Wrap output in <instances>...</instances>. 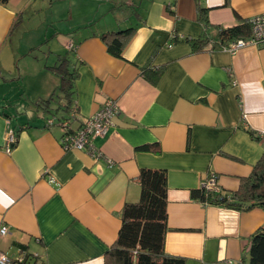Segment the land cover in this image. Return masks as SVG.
<instances>
[{
  "label": "crops",
  "instance_id": "crops-1",
  "mask_svg": "<svg viewBox=\"0 0 264 264\" xmlns=\"http://www.w3.org/2000/svg\"><path fill=\"white\" fill-rule=\"evenodd\" d=\"M200 4L210 38L264 12V0ZM24 24L35 27L30 49L46 43V61L67 57L76 72L72 129L116 100L107 134L93 140L98 158L64 149L61 127L46 125L70 117L57 103L37 106L60 84L51 65L37 67L31 87L13 70L12 40ZM128 27L136 30L122 58L112 56L99 35ZM203 33L194 0L0 1V224L8 228L0 244L14 249L8 255L22 246L36 264H104L124 204L139 199V170L150 168L167 174V254L184 264H248L264 208L202 203L191 191L211 172L218 189L236 191L264 153V45L228 52L209 41L196 50L190 39ZM144 68L162 70L152 82ZM9 130L17 141L6 152ZM155 143L159 153L137 149Z\"/></svg>",
  "mask_w": 264,
  "mask_h": 264
},
{
  "label": "trees",
  "instance_id": "trees-1",
  "mask_svg": "<svg viewBox=\"0 0 264 264\" xmlns=\"http://www.w3.org/2000/svg\"><path fill=\"white\" fill-rule=\"evenodd\" d=\"M6 3L7 0H0ZM228 4V0H225ZM197 19L203 25L202 37L191 38L190 42L196 50H200L210 41L212 49H221L230 41L247 38L251 34L249 18L240 19L239 23L229 27H216L213 38L207 35L209 21L208 9L194 0ZM135 27H128L118 31H108L99 35L109 54L122 58V53L135 33ZM67 57L58 59L57 63L47 66L60 78L58 92L53 91L47 99H42L37 106L48 109L50 102L57 97V104L61 111H69L75 90L76 72L70 68ZM161 68L150 72L144 68V75L155 82L161 73ZM252 134V133H251ZM138 150L159 153L157 143L145 144ZM140 196L136 202H126L121 212V225L117 238L104 256V264H184L182 257L167 254L164 249L165 235L169 230L167 225V174L163 169L141 168L138 174ZM193 199L202 203L224 206L236 210H249L253 207L264 208V153L259 157L247 177L240 179L239 186L234 192L220 189L207 190L200 186L191 191ZM25 251L32 264H36L35 257L25 247ZM248 264H264V227L257 229L250 237L248 249Z\"/></svg>",
  "mask_w": 264,
  "mask_h": 264
},
{
  "label": "built area",
  "instance_id": "built-area-1",
  "mask_svg": "<svg viewBox=\"0 0 264 264\" xmlns=\"http://www.w3.org/2000/svg\"><path fill=\"white\" fill-rule=\"evenodd\" d=\"M251 25V34L247 38H239L224 44L221 49L228 52H235L238 49L249 45H264V12L255 14L249 18ZM77 104L72 103L70 108V117L55 118L50 117L46 120V125H53L55 122L62 129L61 144L64 149L83 150L93 158L101 156V151L94 145L93 140L96 137H103L107 134L108 128L112 124V118L119 111L115 99H106L101 108L94 114L81 120L78 128L70 127L71 120L75 117ZM17 141L16 135L9 130L4 136V149L10 152ZM110 163V162H109ZM200 186L207 190H218L217 175L213 172L201 182ZM8 233L5 224H0V236ZM0 264H32L25 251L19 249V254L10 256L0 249Z\"/></svg>",
  "mask_w": 264,
  "mask_h": 264
},
{
  "label": "rangeland",
  "instance_id": "rangeland-1",
  "mask_svg": "<svg viewBox=\"0 0 264 264\" xmlns=\"http://www.w3.org/2000/svg\"><path fill=\"white\" fill-rule=\"evenodd\" d=\"M34 31L35 27L31 30L28 24H24V26L16 30V37L12 40V50L16 53L15 62L17 63V67L14 66L13 70L17 71V68L20 70L21 76L23 78L25 77V84L29 87L33 85L35 79L33 75L36 73L38 66H43L44 64L53 65L57 62L54 55H51V58L48 61L44 59V55L48 54L46 43H43L34 49H30V45H27L29 42L28 39H30L29 36L33 35L32 33ZM52 77L56 79L58 76L53 74ZM57 79H59V77ZM55 91L58 92V87ZM56 97L57 96L55 95L54 99L51 101L53 105H55L58 100ZM0 246L7 252V254H13L15 252L13 248L8 251L5 245L0 244Z\"/></svg>",
  "mask_w": 264,
  "mask_h": 264
}]
</instances>
